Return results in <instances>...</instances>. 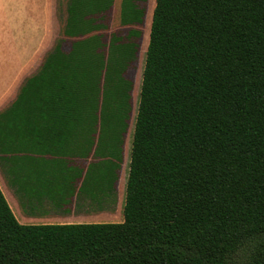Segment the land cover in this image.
Segmentation results:
<instances>
[{"label":"trees","instance_id":"16d2710c","mask_svg":"<svg viewBox=\"0 0 264 264\" xmlns=\"http://www.w3.org/2000/svg\"><path fill=\"white\" fill-rule=\"evenodd\" d=\"M147 1L67 2L52 50L0 110L14 185L32 131L70 128L89 132L74 138L90 139L82 148L99 157L75 192L114 191L132 110L125 73ZM117 5L127 35L106 43ZM123 215L25 224L0 186V264H225L247 238L256 241L247 264H264V0H156Z\"/></svg>","mask_w":264,"mask_h":264},{"label":"rangeland","instance_id":"374dc122","mask_svg":"<svg viewBox=\"0 0 264 264\" xmlns=\"http://www.w3.org/2000/svg\"><path fill=\"white\" fill-rule=\"evenodd\" d=\"M68 0H3L0 6V110L10 104L11 96L18 81L39 69L45 55L52 50L56 40L61 35L67 12ZM156 0L145 3L146 14L144 23L138 28L142 34L135 38L137 52L125 75L131 80L132 110L128 120V128L124 135L123 159L119 170V179L113 192L103 195V199L93 200L91 206H77L73 216H86L92 210H98L100 219L91 222L98 223L123 221V207L126 197V182L129 172L131 143L134 132L135 119L139 103V93L142 83V72L145 64L146 51L149 42L152 14ZM23 4V9H22ZM23 11V15H22ZM108 31L105 42L109 43L111 32H118L120 36L127 35L128 28L119 22V6L113 7L107 16ZM64 48H70V42L64 43ZM22 77V78H23ZM107 137H103L98 148V154L104 156L108 145ZM6 167L0 162V185L11 200L17 212L19 208L17 189L9 182ZM89 184H87L88 186ZM76 188V187H75ZM73 186V190H75ZM83 194L82 196H85ZM100 197V196H99ZM23 223L42 224V221L21 220ZM59 223V222H52Z\"/></svg>","mask_w":264,"mask_h":264},{"label":"crops","instance_id":"0c3cea01","mask_svg":"<svg viewBox=\"0 0 264 264\" xmlns=\"http://www.w3.org/2000/svg\"><path fill=\"white\" fill-rule=\"evenodd\" d=\"M2 1L0 0V6H2ZM22 77L17 83L10 102L25 81L26 77ZM32 133L36 137L28 138L27 149L19 153L17 168L19 185L13 184L9 165L0 154V162L6 167L9 182L18 191L17 200L21 209L15 211L10 198L0 186L18 220L44 223H72L76 219L77 222L99 220L101 217L98 210H92L86 216L76 217L73 216L74 208H72L91 206L95 200L89 193L82 196L77 193L78 191L73 190V186H76L78 190L81 185L82 179L79 177L81 170L85 171L90 162L99 160L98 156H94V150L88 153L82 148L88 146L90 139L74 138V134L86 135L89 132H74L70 128H37ZM74 178L77 179L74 180ZM99 198L103 199V193L100 197L97 196L96 200L98 201Z\"/></svg>","mask_w":264,"mask_h":264},{"label":"clouds","instance_id":"9594fccd","mask_svg":"<svg viewBox=\"0 0 264 264\" xmlns=\"http://www.w3.org/2000/svg\"><path fill=\"white\" fill-rule=\"evenodd\" d=\"M255 244L254 238H247L243 243L234 244L225 258V264H247Z\"/></svg>","mask_w":264,"mask_h":264}]
</instances>
